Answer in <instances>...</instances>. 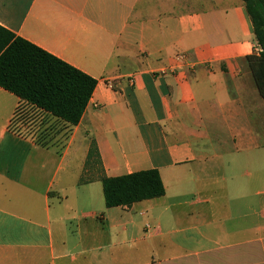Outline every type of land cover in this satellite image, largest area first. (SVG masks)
Returning a JSON list of instances; mask_svg holds the SVG:
<instances>
[{"label":"crops","instance_id":"obj_1","mask_svg":"<svg viewBox=\"0 0 264 264\" xmlns=\"http://www.w3.org/2000/svg\"><path fill=\"white\" fill-rule=\"evenodd\" d=\"M0 24L97 79L47 145L9 130L0 87V264H264L243 0H0ZM152 168L163 196L106 206L103 176Z\"/></svg>","mask_w":264,"mask_h":264},{"label":"trees","instance_id":"obj_2","mask_svg":"<svg viewBox=\"0 0 264 264\" xmlns=\"http://www.w3.org/2000/svg\"><path fill=\"white\" fill-rule=\"evenodd\" d=\"M243 1L260 46L247 60L264 99V0ZM96 85L93 76L0 24V87L19 97L10 131L47 145L57 122L67 126L80 122ZM101 180L107 207L129 206L165 194L156 168Z\"/></svg>","mask_w":264,"mask_h":264},{"label":"built area","instance_id":"obj_3","mask_svg":"<svg viewBox=\"0 0 264 264\" xmlns=\"http://www.w3.org/2000/svg\"><path fill=\"white\" fill-rule=\"evenodd\" d=\"M181 57H184V55H180Z\"/></svg>","mask_w":264,"mask_h":264}]
</instances>
